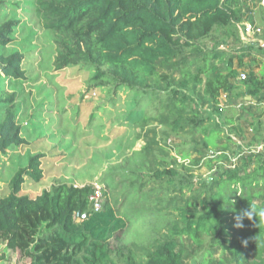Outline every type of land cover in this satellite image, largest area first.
<instances>
[{
	"label": "trees",
	"instance_id": "16d2710c",
	"mask_svg": "<svg viewBox=\"0 0 264 264\" xmlns=\"http://www.w3.org/2000/svg\"><path fill=\"white\" fill-rule=\"evenodd\" d=\"M39 1L46 27L63 37L59 68L80 63L108 96L126 90L135 98L130 114L145 142L132 161L140 166L136 189L157 192L142 215L151 244L112 248L128 222L106 202V189L97 212L89 185L21 194L27 178H44L34 158L0 199V264L10 255L15 264H264V218L235 226L249 203L264 204V114L256 111L264 106V62L221 49L231 29L254 24L252 0ZM15 25L0 28L1 46ZM21 60L0 56V78L23 80ZM25 142L12 117L0 125L3 152ZM202 168L211 174L203 178Z\"/></svg>",
	"mask_w": 264,
	"mask_h": 264
},
{
	"label": "rangeland",
	"instance_id": "374dc122",
	"mask_svg": "<svg viewBox=\"0 0 264 264\" xmlns=\"http://www.w3.org/2000/svg\"><path fill=\"white\" fill-rule=\"evenodd\" d=\"M262 1L252 0L251 5L256 10L253 23L264 29ZM45 17L39 0L0 1V28L8 23L16 24L10 32L9 44L0 45V56L18 54L24 73V79L19 81L0 78V125L12 117L26 141L5 152L0 149V199L11 193L15 174L38 158L44 178L39 183L27 178L21 194L35 199L58 184L89 185L101 188L102 192L106 189V202L110 200L128 222L119 238L111 241L112 248L116 250L132 243L149 246L151 237L147 229L151 223L142 215L150 214L157 192L151 188L144 192L136 189L138 172L135 170L140 166L132 167V161L140 159L136 153L143 150L145 142L141 124L130 114L135 98L126 90L108 96L80 63L60 69L63 37L46 27ZM246 23L236 26L240 39L235 34L236 27L231 29L232 33L225 34L227 46L221 49L242 52L240 55H244L247 64L251 58L264 62V50L253 45L264 42L263 37L245 34ZM213 44L208 42L207 46ZM245 47L251 50L244 51ZM250 68L247 65L239 72L246 73L247 78ZM255 71L259 73L260 69ZM222 101L225 104L224 96ZM256 108L257 113L264 114V106ZM260 135L264 136V117ZM198 173L205 178L211 171L202 168ZM105 177L109 185L102 184ZM83 217L79 216L77 221L81 222ZM156 227L153 225L152 230ZM14 261L10 255L7 264H15ZM187 264L196 262L191 258Z\"/></svg>",
	"mask_w": 264,
	"mask_h": 264
},
{
	"label": "built area",
	"instance_id": "2783aa9c",
	"mask_svg": "<svg viewBox=\"0 0 264 264\" xmlns=\"http://www.w3.org/2000/svg\"><path fill=\"white\" fill-rule=\"evenodd\" d=\"M263 6H264V0ZM245 27V34L252 35V36H263L264 35V29L258 26H255L254 24H251L250 22L246 23ZM239 79L244 80L246 79V73H241L239 76ZM92 208L95 212L99 211L102 208V204L104 201V196L102 193L101 188L95 189L94 194L90 198Z\"/></svg>",
	"mask_w": 264,
	"mask_h": 264
},
{
	"label": "clouds",
	"instance_id": "9594fccd",
	"mask_svg": "<svg viewBox=\"0 0 264 264\" xmlns=\"http://www.w3.org/2000/svg\"><path fill=\"white\" fill-rule=\"evenodd\" d=\"M254 217L264 218V204H257L255 202L249 203V207L236 216L235 226L237 228H242L244 219L251 221Z\"/></svg>",
	"mask_w": 264,
	"mask_h": 264
},
{
	"label": "crops",
	"instance_id": "0c3cea01",
	"mask_svg": "<svg viewBox=\"0 0 264 264\" xmlns=\"http://www.w3.org/2000/svg\"><path fill=\"white\" fill-rule=\"evenodd\" d=\"M262 41H264L263 39H262ZM260 43V42H259ZM262 47H264V42H261V44H260ZM223 98V97H222ZM248 100H250V99H248ZM223 102V101H222ZM226 102V101H225Z\"/></svg>",
	"mask_w": 264,
	"mask_h": 264
}]
</instances>
